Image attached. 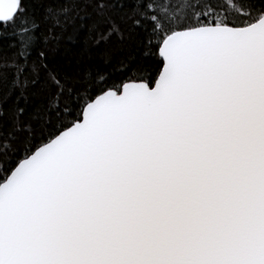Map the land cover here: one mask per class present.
<instances>
[{
	"label": "snow or ice",
	"instance_id": "1",
	"mask_svg": "<svg viewBox=\"0 0 264 264\" xmlns=\"http://www.w3.org/2000/svg\"><path fill=\"white\" fill-rule=\"evenodd\" d=\"M96 6L139 55L49 67L68 10L0 0V264H264V0Z\"/></svg>",
	"mask_w": 264,
	"mask_h": 264
},
{
	"label": "trees",
	"instance_id": "2",
	"mask_svg": "<svg viewBox=\"0 0 264 264\" xmlns=\"http://www.w3.org/2000/svg\"><path fill=\"white\" fill-rule=\"evenodd\" d=\"M51 3L55 8L63 7L68 11L67 20H62L59 27L56 26L55 17L41 24L42 32L54 31L57 37L54 43V59L49 58V67L55 64H74L77 60L85 58L87 54L95 56L98 52L108 48L116 50L118 56L139 55L136 51L126 48L115 35L107 42L101 39L102 34H105L109 28L110 20L97 8V0H79L78 3H73L72 0H51ZM118 19L117 15L111 14V20L118 21ZM14 52L15 50L9 47L7 40L0 41V61L12 59ZM44 76L45 74L41 73L42 79ZM6 87L7 85L0 81V94L4 93ZM43 88L44 90L41 91V86H37L32 90L36 95L29 97L28 112L21 117L22 120L32 122L36 106L42 104L48 94L55 91V87L51 84H44ZM3 111L4 115L0 117V125L6 134L10 131L13 121L11 98L3 101Z\"/></svg>",
	"mask_w": 264,
	"mask_h": 264
}]
</instances>
